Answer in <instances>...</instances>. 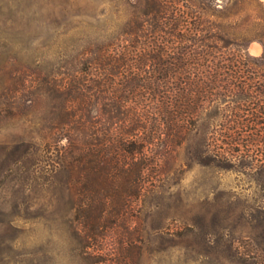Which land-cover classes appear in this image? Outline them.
<instances>
[{"label":"trees","instance_id":"16d2710c","mask_svg":"<svg viewBox=\"0 0 264 264\" xmlns=\"http://www.w3.org/2000/svg\"><path fill=\"white\" fill-rule=\"evenodd\" d=\"M116 2L126 20L69 24L65 64L41 85L51 114L15 146L16 161L42 175L48 166L54 202L39 216L75 240L85 264L112 260L114 245L124 264L141 263L143 201L176 174L186 146L187 163L227 168L264 145V0ZM163 234L170 249L187 232ZM34 255L31 264H52L50 248Z\"/></svg>","mask_w":264,"mask_h":264},{"label":"rangeland","instance_id":"374dc122","mask_svg":"<svg viewBox=\"0 0 264 264\" xmlns=\"http://www.w3.org/2000/svg\"><path fill=\"white\" fill-rule=\"evenodd\" d=\"M126 14L116 0H0V264H31L41 247L51 249L52 264H85L75 240L39 216L54 202L48 166L42 175L37 162L16 161L15 146L38 136L41 119L51 114L52 96L47 91L40 99L41 85L65 64L69 24ZM249 52L259 56L263 47L253 42ZM204 137L200 132L189 143ZM263 148L251 163L227 168L189 164L194 150L183 148L176 174L143 201L149 239L140 264H264ZM154 229L159 233L150 235ZM177 230L187 235L168 249L163 232ZM109 251L113 259L98 264H124L115 245Z\"/></svg>","mask_w":264,"mask_h":264},{"label":"bare ground","instance_id":"6f19581e","mask_svg":"<svg viewBox=\"0 0 264 264\" xmlns=\"http://www.w3.org/2000/svg\"><path fill=\"white\" fill-rule=\"evenodd\" d=\"M257 49H258L257 46H253V47H252V50H254V51L257 50ZM259 49H261L260 46H259Z\"/></svg>","mask_w":264,"mask_h":264}]
</instances>
